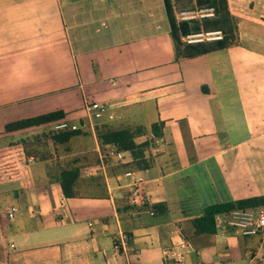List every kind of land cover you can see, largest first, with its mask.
Segmentation results:
<instances>
[{"label":"crops","instance_id":"obj_1","mask_svg":"<svg viewBox=\"0 0 264 264\" xmlns=\"http://www.w3.org/2000/svg\"><path fill=\"white\" fill-rule=\"evenodd\" d=\"M89 1L0 0V264H164L163 249L204 205L264 193V0H228L234 44L176 58L162 0ZM92 99L107 110L90 126ZM55 109L82 132L50 143L49 155L21 144L43 124L5 128ZM101 122L139 125L150 163L135 168L127 150L104 163ZM78 152L83 191L64 196L59 158ZM119 231L127 238L115 250ZM183 249L197 258L189 241ZM224 249L200 258L229 260Z\"/></svg>","mask_w":264,"mask_h":264},{"label":"trees","instance_id":"obj_2","mask_svg":"<svg viewBox=\"0 0 264 264\" xmlns=\"http://www.w3.org/2000/svg\"><path fill=\"white\" fill-rule=\"evenodd\" d=\"M165 16L168 23V32L171 38L174 56H193L196 54L208 52L211 50L224 48L234 44L237 41L235 33V18L228 8V0H162ZM210 5L214 8L212 16L203 17L201 19L180 20L174 16V9L178 8H192L194 6ZM175 6V8H174ZM199 29H220L221 37L209 40H199L192 42H185L181 36L191 31ZM64 114L61 109H55L43 112L31 117H26L12 123L5 124L8 129L14 126H26L31 124H43L47 127L44 134L51 140L55 147L57 144H63L69 140L70 137L82 132L78 127L76 128H52L51 125L59 120H62ZM160 122H153L150 124V131L154 136L160 133ZM144 130L139 125H112L108 122H101L95 125V136L104 155L107 156L106 151L110 145L116 150H127L132 156L133 165L135 168H142L150 163L147 157H144V150L149 146V138L143 140H136V137ZM152 138V137H151ZM28 143L22 142L24 152L28 144H32L31 139H27ZM37 143V142H36ZM39 144V143H38ZM25 148V149H24ZM96 179V178H95ZM58 184L64 196H75L79 194L76 190L80 179H78V170L75 167L61 168L58 173ZM264 203V193L258 195H251L242 198L224 200L209 203L203 206L199 215L191 217L186 222L180 225L179 232L188 240L184 228H187L191 235L201 233H214L217 231V224L215 218L228 210L236 207H246L259 205ZM158 206L161 210L165 208L164 202L153 203L150 207L158 211ZM159 209V210H160ZM244 252V248L242 249Z\"/></svg>","mask_w":264,"mask_h":264},{"label":"built area","instance_id":"obj_3","mask_svg":"<svg viewBox=\"0 0 264 264\" xmlns=\"http://www.w3.org/2000/svg\"><path fill=\"white\" fill-rule=\"evenodd\" d=\"M214 14V8L210 5L194 6L192 8H178L174 9V16L180 20L200 19L203 17L212 16ZM220 29H199L197 31H191L182 35V39L185 42L209 40L221 37ZM86 118L90 126L93 121L101 118L103 113L107 110V107L97 100H89L83 106ZM112 115L108 114V118ZM52 128H76L77 125L70 124L64 119L59 120L51 125ZM120 151L116 150L110 145L106 151V155L115 161L120 159ZM129 171H125V174H129ZM15 211V206L11 205L7 209V216L11 217ZM217 224V231L232 230L235 234H239L243 237H257L258 246L244 244V252L242 253L243 264H264V249L259 251V246L264 245V203L246 207H236L228 210L227 212L217 215L215 218ZM126 234L119 231L117 237L113 239L112 247L115 250L124 249L126 242ZM188 245L186 240L181 234L178 236L177 244L163 249L164 264H238L235 260L218 261L217 263L208 262L200 258L187 259L184 255L185 250L183 247ZM175 247V248H174ZM260 252V253H259ZM97 264V263H94Z\"/></svg>","mask_w":264,"mask_h":264},{"label":"rangeland","instance_id":"obj_4","mask_svg":"<svg viewBox=\"0 0 264 264\" xmlns=\"http://www.w3.org/2000/svg\"><path fill=\"white\" fill-rule=\"evenodd\" d=\"M102 1H104V0H102ZM102 1H100V2H102ZM128 1H134V0H128ZM154 1H157V0H154ZM171 1L174 2V0H171ZM94 2H95L94 0L89 1L88 5H89L90 9L92 7L96 6V5L95 6L92 5ZM96 2H99V0H96ZM97 5H99V4H97ZM174 8H175V6H174ZM155 14H156V12H155ZM111 121L113 122L114 120H111ZM111 121H109V122H111ZM42 128L43 129H40L38 132H35V134H33L31 140H32V142L39 143L42 146V148H46L45 153L47 155H49L51 152L49 153V152H47V150L50 147L51 140L48 137H45V135H44L47 131V127H45L43 125ZM94 129H95V127H94ZM82 144L83 143L81 142V140L75 141L73 143V145L75 147L74 149H80ZM82 146H84V145H82ZM71 155H73V156H71V157L64 156V157L59 158V162H60L59 167H62V168L75 167L79 171V167L82 169L84 166L83 159L80 157V155H82V153L78 152V153L71 154ZM85 155H88V157L86 158V164H91V163L94 164L96 162L97 157H95L93 154L89 153V154H85ZM106 156H107L106 158L102 159L104 161V163L111 162L112 159H110L108 154ZM80 186L81 185L78 184V187H80ZM80 189L81 188L77 189L76 191L82 192L83 190H80ZM133 194H134V189L131 191L129 196H131V198H133L134 197ZM218 232H219L218 234L224 235L223 241L215 240L210 233L201 234L202 236L201 235L196 236V235H191V233L188 231L187 228H184V231H183L184 234L186 233L188 241L192 244V246L195 248V250H197V252H198L197 258L204 257V255L207 253L210 246H212V248L213 247L217 248L220 246L222 248V250L225 248L224 249L225 250L224 256L229 257L230 258L229 260L233 259L236 262H238V264H243L242 263V253H243L242 249L244 247L243 243L245 242V243H249L251 245L253 236L252 237H243L237 233L235 234L232 230H227L225 232L220 230ZM199 236H201V237H199ZM239 253L241 254L239 257L235 256L236 254L238 255ZM200 259H202V258H200Z\"/></svg>","mask_w":264,"mask_h":264}]
</instances>
